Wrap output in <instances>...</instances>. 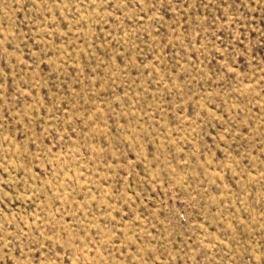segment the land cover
<instances>
[{"label": "rangeland", "instance_id": "rangeland-1", "mask_svg": "<svg viewBox=\"0 0 264 264\" xmlns=\"http://www.w3.org/2000/svg\"><path fill=\"white\" fill-rule=\"evenodd\" d=\"M0 264H264V0H0Z\"/></svg>", "mask_w": 264, "mask_h": 264}]
</instances>
